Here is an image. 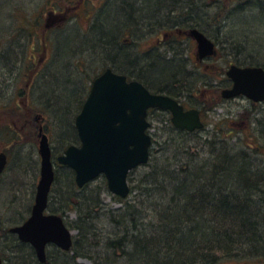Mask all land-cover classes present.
<instances>
[{
  "label": "trees",
  "instance_id": "16d2710c",
  "mask_svg": "<svg viewBox=\"0 0 264 264\" xmlns=\"http://www.w3.org/2000/svg\"><path fill=\"white\" fill-rule=\"evenodd\" d=\"M68 2L66 7H73L75 3L80 5L87 1L69 0ZM234 2L238 4L228 9L230 14L222 18L226 20V23L230 22L229 30L225 32V35L230 33V38H238V43L244 45L245 51L249 49L250 52L262 55L263 58V40L256 37L250 40L245 34L246 29L254 23V20L256 21L258 15L264 14V0H109L101 15L103 17L101 21L98 18L93 23H90L89 19L86 22V31L95 23L104 25L102 28L105 31L102 37H95L93 33H96L97 27L93 28V26L91 34L94 37L90 40L86 39L88 42L78 47L91 48L98 53H100L99 49H102L104 53L108 50L107 46H116V40L118 43H123L129 38V34L135 35V32H139L137 24H146L153 20L158 22L164 20V17H172L174 22L155 30L159 31L162 37H158L156 42L160 41V43L154 49H165L174 45L169 43L165 47L162 41L163 35H173L176 39L180 37L179 41L184 40L182 33L184 34L190 28H196L209 38H214L211 31L207 32V27L211 25L214 17L217 19L221 15V7H228ZM72 3L74 4L71 5ZM114 5L118 6L117 10L113 8ZM240 5L247 9L249 16L242 17L238 11ZM59 8L61 6L53 2L47 8L46 14L53 15V12L59 11ZM202 9H210V12L205 14ZM104 17H108L109 20L105 22ZM249 17L253 22H249ZM43 24L41 17H38L35 21L33 20V25L41 26L42 32L34 27L28 29H31L30 33L37 34L40 44L45 46L50 39L48 37L46 39V34L43 33ZM257 24L264 30L263 23ZM132 26L136 29L131 28ZM239 31H241L240 34H238ZM70 43L72 41L67 44L60 43L62 46H59L58 52L61 58L58 57V53L56 60L59 59V62L54 61V65L61 66L70 56H73L77 47ZM256 47H260V51H257ZM120 49V58L125 62L117 61L110 67L131 78L134 73L129 74L121 69L125 66L129 67L136 75L131 79L142 82L152 92L165 93L164 90L167 88L175 89L178 85L184 84L187 80L185 76L190 75L184 72L183 68H176L174 60L167 56V52H165L167 59L163 67L155 68L154 62L146 58L132 62L127 51L130 46L120 45ZM255 65L264 67V64ZM47 74L50 79L52 78V83L47 85L46 92L49 93L47 98L55 100L60 107L59 112L54 114L55 122L60 126V128L57 126L58 139L67 142L69 133L72 131L67 116L77 105L78 91L76 87L68 86L71 81L69 68H49ZM140 74L146 75L155 89L149 86L150 83L140 78ZM166 94L173 96L171 93ZM213 98L210 96V99ZM156 112L161 115V117L158 116L161 124L160 128H155L152 134L153 145L158 147L163 140L160 130H168L169 134L184 136L185 142L174 145L175 149L171 148L162 158L156 157V147H151L148 162L141 166L144 167V171L147 170L142 172L145 175L142 179L143 183L138 187L139 197L133 203L127 202L129 204L127 210H122V213L126 215L128 213L130 217H123L120 221H116L118 226L116 228L119 231H108L106 238L99 241V245L104 250L110 251L117 258L112 262H96V264H264V197L261 196L264 192V177L261 176L264 173L262 171L264 166L259 169L258 174H254L252 173V168L255 170L254 165L248 162L250 156L254 158V153L263 156L264 143L257 136L250 137L251 142L246 143V139L242 141L245 143L244 150L237 148L239 152H235L228 147V144H232L233 147H237V144L229 141L231 136H227L226 131L225 135L223 134L224 127L218 129L216 126L220 121L215 124L214 129L218 132L217 135L222 139V143L211 141L208 136L211 132L206 136L198 137V131L183 132L176 131L171 126L167 128L164 121L170 120V114L165 110H156ZM76 139L78 140L77 134ZM172 141L174 142V139ZM185 153L191 156V159L198 158L199 164H195L188 158V161H184L187 164L183 165L180 161L186 159ZM138 168L130 172L128 179ZM67 176L64 174L59 178L61 186H65L66 191L71 190V180ZM104 188L106 189V186ZM87 194L88 197L83 198L81 208L75 200L67 203L70 206L69 209L74 208L77 213L74 224H77L81 232L79 241L74 240L71 248L73 259L81 256L89 257L77 247L78 244L83 246L90 243L83 230L88 229L86 227L88 225L86 221H89L88 215H97L92 210L96 197ZM50 211L61 216L65 213L63 210ZM137 212L143 213L142 220L136 217ZM118 213V209L108 210L105 215L107 218L112 215L116 217ZM99 217H95V222L101 223V216ZM104 219L106 220L105 217ZM3 232L5 233V230L2 234ZM7 235L11 236V233ZM120 239H123L122 247L115 244L116 240ZM12 244L18 248L19 255L29 258L32 264H38L31 247L26 249L15 236ZM63 261L62 264L70 262L74 264L68 259Z\"/></svg>",
  "mask_w": 264,
  "mask_h": 264
},
{
  "label": "rangeland",
  "instance_id": "374dc122",
  "mask_svg": "<svg viewBox=\"0 0 264 264\" xmlns=\"http://www.w3.org/2000/svg\"><path fill=\"white\" fill-rule=\"evenodd\" d=\"M63 1L64 0H9L0 12V149H6L10 155V168L7 169L3 174L2 179H0V259H2V254L7 253L12 256L15 261L13 264H25L26 262H29V258L23 257L22 259H19L20 257H18L19 254L17 253L18 248L16 245L12 244L14 236H12V234L11 236H8L7 234L10 233L8 230L10 227L21 224L29 216L31 206L34 202L36 185L39 180L40 166L39 154L37 152L39 141V138L37 137V126H42V131L49 137L50 146L54 156L61 154L62 150H64L67 145L78 143L76 137L67 142H62L58 139L59 133L55 117L51 110L43 105L44 102H47L48 100L47 95L49 93L46 92L48 85L46 84V81L50 79V76L48 77L47 73L49 70V63L52 60V50H47V48H49L48 46L54 38L61 37V35L67 33V30L70 28L73 30H86V22L88 21L87 15H89V18L90 16H93L92 9L103 5L104 2L109 0H86V3H80L75 16L71 17L72 19L69 21L64 23L63 20H57L51 23L49 27L45 29L46 39L48 37L50 42H46V45L43 46L39 42L38 35L30 33L31 29L28 28L33 29V20L35 21L38 17H41L42 22H45L48 17L46 10L53 4V2L61 6L59 11L53 12L55 17H59L61 15V10L66 8V4L69 3V0H65V2ZM73 4L74 3L71 5ZM74 5H76V3ZM70 9L71 12H74L76 8L73 9V7H71ZM249 20V22H253L250 17ZM255 22L256 21L254 20V23L246 29L247 33L245 35L251 39L254 37L262 39V48H264V30H262L257 24H264V19H259L258 22ZM168 25L169 23H166L164 27ZM228 25L230 24H227L222 30L224 35L225 32H228L229 30ZM40 27L41 26L39 25H35L34 28L42 32ZM27 31H29V33ZM234 35L237 34L234 33ZM158 37H162V34H159V31H152L150 35H143L141 32H136L132 38L129 37L127 40H124L123 43H125L126 46L130 45L131 47L137 42L139 44L137 47H139L140 52L142 48H149L156 53L166 54L163 48L154 49L153 45ZM163 37L165 40L168 38L166 35H163ZM172 37L174 38L175 36ZM175 39L176 38H174V40ZM179 39L180 37L173 42L174 45H172V47H175L176 49L178 48L179 50L181 49L182 51L180 56L176 58L173 63L183 62L182 58H184L186 62H184L185 65H183V71H193V80H208L207 86H211L209 87V94L211 98L215 96L213 99L207 100L205 104H201L199 98L202 97L201 94H198V96L192 101L193 105L202 109L203 120L205 123L204 129L198 131V137L206 136L208 131L215 128V124L220 121L216 126H218V129L220 127L225 128L223 134L225 135L226 131V135L231 136L229 139L231 143H236L233 141L234 137L242 138L243 140L246 139L245 142L247 143L251 142V139L255 136L264 143V102L253 104L245 97L241 96L233 99L220 98V91L223 86L226 87L229 85L230 80L225 76V71L230 63H235V60L239 59L238 63L241 64L249 63L255 65L259 63L263 65L264 55L260 60L248 62L240 57H236L234 52L230 49L231 45L218 43V57L206 59L203 62L205 64L197 66L193 61L194 54L196 53L195 41L192 39L189 40L186 37L183 38L184 40L181 39L182 41H179ZM70 41H72V39ZM70 41L67 39L65 40V36H62V43L67 44ZM57 42L56 47L57 50H59L62 44H60L61 41L59 39H57ZM74 42L72 41L73 44H70L78 47ZM168 42H170V39ZM6 49L9 51L8 55H5ZM84 49H82V47L76 48V54L73 58L74 61L71 64V68H69L71 81L68 86L71 88L76 87L78 91L77 105H75L68 116L70 126L74 125V117L78 113L80 104L83 103L87 96L91 81L103 69L112 65L109 59H104L100 56V53H94L95 50L90 48L89 51H86ZM255 49L260 51V47H256ZM90 50H92V52ZM262 51L264 54V49ZM33 54L36 56L34 60L31 57ZM167 56H170L169 53ZM180 58L182 61L179 60ZM204 66L210 70H205ZM11 68H13V73L9 75L8 72ZM115 69L117 70V68ZM121 69L129 74L134 73L133 76L130 75L131 78L136 76L135 72H131V69ZM31 72L34 73L33 79L30 78ZM206 72L209 76L208 78L203 75V73L206 74ZM15 77L16 82H14ZM139 77L148 84L150 83L142 75H139ZM50 80H52V78ZM28 86H30L28 90L32 91V96H29V93L26 92L28 100H26L24 96L17 95L18 92H21V94L24 95L25 88ZM149 86L155 89V86L151 85V83ZM13 91H15V97ZM164 91L172 93L169 88ZM178 99L181 100L183 98L179 96ZM49 101L51 100L49 99ZM26 106L33 109L32 122L25 121ZM34 116H38V120H34ZM158 116L161 117L156 111H153L148 116V120L153 124L152 132H155V128H160L161 123L159 122ZM259 119H261V121H259ZM233 134L235 135L234 137H232ZM72 135L73 133L70 131L69 136L72 137ZM242 145L245 147V143H242ZM253 157L256 158L261 156L254 153ZM261 158L264 159V154ZM57 169L59 170V177L55 179L50 193L49 211H59L62 208L61 206L55 205V197L57 196V191L66 190L65 186H61L59 182V178L63 176V171H60L61 168ZM143 171L144 168L141 169L140 167L131 175L128 179L130 186L135 183L139 174ZM105 186L106 181L104 177L99 176L88 184L85 193L102 198L103 202L107 205L111 204L113 207H117V204L111 203L112 194L104 188ZM73 200L75 199H68V202L71 203ZM9 206L13 209L9 210L5 208ZM66 216L67 220H75L77 213L72 208L71 211L68 210ZM105 222L106 220L104 219V216H101L100 225ZM107 227L108 231L113 232L112 227ZM3 230H5V233L3 232L2 234ZM89 254V257H92L93 259L87 256H81L76 260L77 262L74 263L94 264L95 260L96 264L98 261V253L93 251ZM47 255L49 256L50 264H56L57 260L61 259V253L58 252L54 246L48 247ZM34 257L37 261L35 254ZM3 264L7 263L3 261Z\"/></svg>",
  "mask_w": 264,
  "mask_h": 264
},
{
  "label": "water",
  "instance_id": "95a60500",
  "mask_svg": "<svg viewBox=\"0 0 264 264\" xmlns=\"http://www.w3.org/2000/svg\"><path fill=\"white\" fill-rule=\"evenodd\" d=\"M187 34L196 42L197 57L217 56L216 44L201 31L191 28ZM226 76L232 85L221 91L223 98L242 95L254 102L264 101V68L231 64ZM150 108L169 111L171 123L179 129L194 131L204 127L197 109L184 110L183 105L170 96L152 93L141 82L127 81L125 75L106 68L93 79L74 119L79 144L67 146L58 156V162L73 170L78 186L103 175L110 192L126 197L129 171L149 159L152 138L147 133L150 123L146 116ZM37 136L40 172L34 204L29 217L9 231L20 241L29 243L38 262L45 264L46 245L53 244L67 251L72 245V233L63 217L45 213L55 177L48 136L41 128ZM5 164L6 156L1 153L0 173Z\"/></svg>",
  "mask_w": 264,
  "mask_h": 264
},
{
  "label": "bare ground",
  "instance_id": "6f19581e",
  "mask_svg": "<svg viewBox=\"0 0 264 264\" xmlns=\"http://www.w3.org/2000/svg\"><path fill=\"white\" fill-rule=\"evenodd\" d=\"M105 1H107V0H105ZM8 2H9V0H0V12L3 9L4 5H6ZM108 2L109 1L104 2L103 5L97 6V7H95V8L92 9L94 15L93 16H90V18H89V15H87V18L89 19L90 23L95 22L98 18H99L100 21L103 19V17L101 15L103 14V10L107 6V3ZM237 4H238V2H234L233 4H231L228 7H221V11H220V14L221 15L218 17L219 19L218 18L216 19L215 17L213 18V20L211 21V25H209L207 27V32H210L211 31L213 33L212 36L215 39L214 38H211V40L214 43L217 44V48H218V43H221V44L226 43L227 45H231V48L230 47L229 48L234 52V54H235L236 57H240V58H242V59H244L245 61H248V62H251L253 60H260L262 58V55L260 56V55H258L256 53L254 54V52H250L251 50H249V49H247V51H245L244 45L238 43V38L231 39L230 38V36H231L230 33L227 34V35H224L222 33L223 28L225 26H227V24L230 23V22L229 23H226V20H222V18L224 19V17L226 15L230 14L228 12V9L234 8V6H236ZM78 6L79 5H74L73 6V9L76 8L74 12H71V9H70L71 7H66V8H64V9L61 10L60 14L63 16L64 23L67 22V21H69L70 19H72L71 17L75 16V13H76V10H77ZM113 8H115V10H117L118 6L117 5H114ZM238 11L240 12V14H242V17L249 16V13L247 12V9H245L244 6H242V5H240V7L238 8ZM202 12L205 13V14L206 13H209L210 12V9H202ZM107 18L108 17H106V18L104 17L105 22H107V20H109ZM261 18L262 19L264 18V14L258 15V17L256 18V22H258L259 19H261ZM173 22H174V18H172V17H166L165 18L164 17V20H161V21H158V22H155L153 20L151 22L150 21L147 22L146 24H143V23L137 24L138 25L137 27H138V31L141 32L143 35H150V33L152 31L157 30L158 28H160V26H163L166 23H173ZM47 23H48V21L45 20L44 24L42 25V28L44 30L48 27L46 25ZM92 27L93 28L97 27L96 28V33H93L95 35V37H97V36L98 37H102L103 31H105L104 28H102V27H104V25H101V23H97V24L95 23V24L91 25L88 28L87 31L86 30L83 31L81 29L73 30V29L70 28V29L67 30V33L62 34L61 37L54 38L51 41L50 45L48 46L49 48H47V50H49V49L52 50V52H51L52 60L49 63V67L48 68H71V64L74 61L73 58H74V56L76 54L75 52H74V54H72L73 56H70V58H68V60L64 64H61V66H59V65L57 66V64L54 65V61L59 62V59L56 60V57L58 56V53H59L58 52L59 50H57V47H56L57 46V43H58L57 42V39H59L61 41V43H62V36H65V40L67 39L69 41L70 39H72L73 42L75 41L74 42L75 45L81 46L83 44H86L88 42V40H90L91 38L94 37L91 34V31L93 32V30H91ZM131 28L136 29L133 26ZM211 29H214L215 31H212ZM240 32L241 31H239L238 34H240ZM172 36L173 35H169L167 39L168 40L170 39L171 41H174L173 40L174 38ZM128 37H131L132 38L133 35L132 34H129ZM86 39H88V40H86ZM167 39L166 40L165 39L162 40V41H164L163 45L165 47L167 45H169V43H173L171 41L168 42ZM249 39H251V38H249ZM76 40H77V42L79 41L78 44H77ZM159 43L160 42H155V44L153 46L155 47ZM115 44H116V46H107L108 50L106 52H104V53H103V50L102 49L101 50L99 49L100 56L103 57L106 60L109 59L111 61L112 65L113 64L115 65L114 62H117V61L125 62L122 58H120V56H121V54H120V51H121L120 45L125 46V43H122V42L118 43L117 40H116V43ZM129 46L130 45H127V47H129ZM137 46H139V44L136 42V44L134 46H131L130 49L127 50L128 53L130 54V57H131L132 62H133V60L135 61V60H138V59L141 60L142 58H146V60H150V62H154V64H155L154 66H156L155 68H161V67H163V64L165 63V61L167 59V57L165 56V54L153 52V50H150L149 48L148 49H143L142 48L141 49V52H140L139 47H137ZM242 49L244 51L243 53H242ZM84 50L89 51V49H84ZM164 50H165V52H167V54L169 53L170 56H168V57L171 60H176V58H178L180 56L181 51H182L181 49L179 50L178 48L176 49L175 47H167ZM90 51L92 52V50H90ZM94 53H98V52H94ZM8 54H9V51L6 49L5 50V55H8ZM58 57L61 58L60 53H59V56ZM235 59H237V58H235ZM146 60L144 59V61H145L144 63L147 62ZM179 60H181V58ZM182 60H183V62H176V63H174V65H176V68H183V65H185L184 62H186V61H185L184 58H182ZM238 60H235V63L234 62L233 63H230L228 65V67L231 64H235V65H238V66H260V65H253V64H249V63H243V64H241V63H238L239 62ZM107 67H110V66H107ZM260 67H262V66H260ZM124 68H127V66H125ZM262 68H264V67H262ZM127 69L130 70L129 67ZM131 71L133 72V70H131ZM189 74H190V75H188L189 77L185 76L187 80L184 82V84L178 85L175 89H170V91L172 92L171 94L172 95L174 94L173 96H170V95L166 94V93H169V92H166V91H164L165 93H160V94H164V95L170 96L171 98H173L175 100H178V101H179V99H178L179 96H181L183 99H188L189 100V98L192 97V95L195 92H197V91H199L201 89L200 88L201 86H200L199 82L196 79L195 80L192 79V76L194 75V72L191 71ZM142 76L145 77L149 81V79L147 78L146 75L143 74ZM69 78L71 79L70 70H69ZM50 83H52V80L49 79L48 81H46V84H50ZM209 87H211V86H209ZM230 87L223 86V89L230 88ZM43 105L46 108H48V109L51 110L53 116H54V114L56 115L57 114V111L60 109V107L58 106V104L56 103L55 100H53V101L52 100L51 101L47 100V102H44ZM81 107H82V104H80V106L78 108V112L80 111ZM193 108H197V107H193ZM154 111H156V110L154 109ZM70 112H69V114H70ZM69 114H68V116H69ZM76 115H75V117H76ZM68 116H67V118H68ZM165 118L167 119V117H165ZM202 118H203V116H202ZM259 121H261V119H259ZM203 122H204V120H203ZM73 124H74V120H73ZM164 125L167 126V128L169 126H171L176 131H183L184 132V130L175 127L171 123V119L169 121L168 120H165L164 121ZM57 126L60 128L59 125H57ZM71 128H72L73 135H72V137L69 136L68 137V140H71L72 138L76 137V129H75V126L72 125ZM203 129H204V127H203ZM159 132H160V135L162 136V139H163L162 142L158 145V147H157V145H155V144L153 145L152 144V146L156 147V151H155V156L156 157H159V158L161 157L162 158L166 154L167 151H169L171 148L174 147V145L177 146V144H180V143L185 142V137L184 136H179V135H175V134H169V131L168 130H160ZM208 133H210L208 136H209V138H211V141H214V142L218 141L220 143L223 142L222 139H220L218 137V135H217L218 132L214 128L211 131H208ZM234 136L235 135L233 134L232 137H234ZM170 138L172 140L174 139V142L176 144ZM168 139H170V140L168 141ZM239 141H240V144H239ZM242 141H243L242 138H236V137H234V142H236V144L238 143L237 144V147L240 150H244V147L242 145ZM69 145H71V144H69ZM69 145H67V146H69ZM228 147L232 148L235 152H239V150L237 149V147L236 146L233 147L232 144H228ZM38 148H39V144H38ZM65 148H64V150H65ZM50 149H51V147H50ZM173 149H175V148H173ZM64 150H62L61 154L64 152ZM37 152L39 153V149H37ZM61 154H59V155H61ZM59 155L54 156L53 153H52V149H51V157H52V164H53V169H54V177L55 178L56 177L57 178L59 177V175H58L59 174V170L57 168H61L60 171H63V175L64 174H67L68 175L67 178H69V180H71V190H68V191H66V190L65 191L64 190L63 191H57V196L55 197V205L61 206L62 208L60 210L65 211V213H64V216H61L60 214H57V213L56 214L64 218L65 224L71 230V233H72V238H71L72 245H71L70 249L67 250V251L62 250V249H60L59 247H57V246H55L53 244H47L46 245L47 250H48V247L49 246H54V247H56V249L58 250V252L61 253V259L57 260L56 264H62L64 262L63 261L64 259H68L69 261L77 262L76 260L78 258H80V257H78L76 259H73L72 258L73 250L71 248L73 246L74 240H75V242L79 241V235H80L81 232L77 228L78 227L77 224H74L75 223L74 222L75 220H67V218H66L67 217L66 215H67L68 210L69 211L72 210V209H69L70 206L67 203H68V199H72L73 198V199L76 200V202L78 204V207H80L82 205L83 198L84 197H88L87 196L88 194L85 193V189L88 186V184L93 181L92 180V181L86 183L83 186H78L76 184V182H75V179H73V175H74L73 170L71 168H69L68 166L63 165V164H61V163L58 162L57 158H58ZM185 158L186 159H184L183 161H180L181 163H183V165L184 164H187L184 161H188L187 160L188 158L191 159V156H189L187 153H185ZM27 159H29V158H27ZM191 160H193L195 162V164H199V162H200L198 158L191 159ZM39 162H40V157H39ZM248 162H252L251 164L254 165V169L255 170H253V168H252V173H254V174H258L259 169L264 166V159L263 158H260V157H258V158H252L250 156L248 158ZM141 166H143V165L137 166L134 169H136L138 167H141ZM142 168H144V167H141V169ZM146 170L144 172H146ZM262 171L264 172V170H262ZM39 172H40V166H39ZM13 174H15V173H13ZM144 175H145L144 173L141 174V176L135 181V183L132 184V188H131V186L128 183L129 192H128L127 196L126 197H123V198L122 197L120 198L118 195H115L112 192H110L108 190V187H107V184H106V189L110 192V194H112V196H111V203L117 204L118 205L117 207H113L111 204L107 205L105 202H103V199L102 198H99V197H96V196L93 195L94 197H96V199H95V202H94L95 203V206H94V209L95 210L94 209H92V210L94 211V213L97 214L96 216H98V217L99 216H104L106 218V222L104 224L100 225L101 223L95 222V219H96L95 217L96 216H93V215L89 214L88 215L89 221L88 220L86 221V223L88 224V225H86V227L88 229H85L84 228L83 232L85 233V236H87V238L90 240V243L89 244L86 243L83 246L78 244L77 247L84 254H86V255L88 254L89 256H90L89 253H91L93 251H96L98 253L97 254L98 255V261L97 262L98 263H100V262H104V263L107 262L108 263L110 261L112 262V261H114L117 258V256H115L114 254H111L110 251L107 252L106 250H104L102 248V246L99 245V241L101 242L102 240H104L106 238L107 233H108V227L107 226L112 227V229H113L114 232H118L119 229L116 228V227H118L117 224H116L117 223L116 221H120L123 217H130L128 213H127V215L124 212L122 213V210H125V211L127 210V207L129 206V204L127 202L133 203V202H135L136 199H138V197H139V189H138V187L141 186V184L143 183V180L142 179L144 178ZM261 176L264 177V173ZM72 182H73V184H72ZM127 182H129L128 178H127ZM100 192H102V191H100ZM82 193H85V195L82 194ZM99 195H101V194H99ZM114 196L119 197V198H115ZM261 196L264 197V192H262V195ZM48 202H50V195H49V198H48ZM5 208L6 209H9V210L10 209H13V208H11V206L5 207ZM116 209L119 210V213L117 214V216L115 217V216L112 215L111 217L107 218V216L105 215V213L108 210H116ZM142 210H145V208H142ZM145 211H147V210H145ZM30 214H31V209H30L29 215ZM136 217L138 218V220H142L144 218L143 213H140V212H137ZM15 226H17V225H15ZM105 228H106V232H105ZM17 240L20 243H22L23 246L26 249H29L30 248V244L29 243L22 242L19 239H17ZM115 244L117 246L122 247L123 246V239L116 240ZM32 250L34 252V249L33 248H32ZM65 252H67V253H65ZM18 257H20L19 259H22L23 258V256H21V255H18ZM1 258H2V260H1L2 264H3V261L5 263H7V264H13L15 262L13 260L12 256H10L7 253L6 254H2L1 255ZM105 258H106V260H105ZM46 261H47V264H50L49 256L47 257V260ZM25 264H32V263L29 260V262H26ZM70 264H71V262H70Z\"/></svg>",
  "mask_w": 264,
  "mask_h": 264
},
{
  "label": "flooded vegetation",
  "instance_id": "af4514ba",
  "mask_svg": "<svg viewBox=\"0 0 264 264\" xmlns=\"http://www.w3.org/2000/svg\"><path fill=\"white\" fill-rule=\"evenodd\" d=\"M57 20H63V16L62 15H60L59 17H55V15H50V16H48L47 17V19H46V21H48V23L46 24L48 27H49V25L51 24V23H53V22H55V21H57ZM47 27V28H48ZM43 33L45 34V30H43ZM182 35H183V38L184 37H186L187 39H191V38H189V37H187L185 34H183L182 33ZM174 40V39H173ZM171 41V40H170ZM174 41H176V39L174 40ZM174 41H171V42H174ZM160 42V41H159ZM44 48V47H43ZM32 59L34 60L35 59V54H33L32 56ZM206 59H209V58H205V59H200V58H198L197 56H196V54H194V58H193V61L195 62L194 64H196L197 66H202L203 64H205V63H203ZM32 60V61H33ZM195 65V66H196ZM204 68H205V70H210L209 68H206V66H204ZM13 68H11V69H9V75H11L12 73H13ZM188 73H190L188 70H186ZM203 75L205 76V77H209L208 76V74H207V72H206V74H204L203 73ZM33 76H34V73H32L31 72V75H30V78H32L33 79ZM17 77V76H16ZM16 77L14 78V82H16ZM197 81H199V84H200V90L199 91H197V92H195L193 95H192V97H190L189 98V100L188 99H181V100H179V102L184 106V108L185 109H188V108H193V107H197V106H195V105H193V103H192V101L194 100V98L195 97H197L198 96V94H201V96L202 97H199L200 98V100H201V104H205L206 103V101L207 100H209L210 99V94H209V86H207V81L208 80H205V79H202V81H200V79H196ZM5 84V83H4ZM6 85H7V83H6ZM231 86V82L229 81V85H227L226 87H230ZM30 88V86H28L27 88H25V94L23 95V94H21V92H18L17 93V95L18 96H24V98L26 99V100H28L27 99V97H26V92H28L29 93V96H32V91H29L28 89ZM14 92V97H15V91H13ZM32 98V97H31ZM218 100H219V97H218ZM28 102V101H27ZM198 109H199V111H200V115H201V118H202V109L200 108V107H197ZM25 111H26V118H25V121L26 122H28V121H30V122H32V120H33V109L31 108V107H29V106H26V109H25ZM203 119V118H202ZM1 120V119H0ZM34 120H38V116H34ZM40 127H42V126H37V134H38V130H39V128ZM0 153H5V155H6V157H7V163H6V165H5V168H4V170H3V172L1 173V175H0V179H2V177H3V174L7 171V169L8 168H10L9 167V162H10V155H9V153H8V151L6 150V149H0Z\"/></svg>",
  "mask_w": 264,
  "mask_h": 264
}]
</instances>
